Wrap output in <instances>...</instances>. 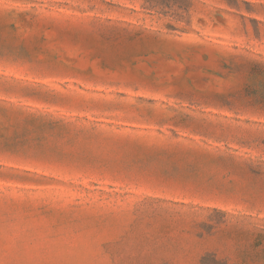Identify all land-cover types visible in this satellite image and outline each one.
Wrapping results in <instances>:
<instances>
[{
	"label": "rangeland",
	"instance_id": "obj_1",
	"mask_svg": "<svg viewBox=\"0 0 264 264\" xmlns=\"http://www.w3.org/2000/svg\"><path fill=\"white\" fill-rule=\"evenodd\" d=\"M0 264H264V0H0Z\"/></svg>",
	"mask_w": 264,
	"mask_h": 264
}]
</instances>
